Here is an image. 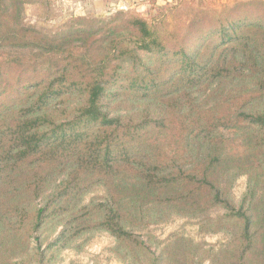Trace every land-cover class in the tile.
<instances>
[{
	"label": "trees",
	"instance_id": "trees-1",
	"mask_svg": "<svg viewBox=\"0 0 264 264\" xmlns=\"http://www.w3.org/2000/svg\"><path fill=\"white\" fill-rule=\"evenodd\" d=\"M22 2L0 0V264L9 242L21 258L58 219V235L15 264H53L94 230L137 264H264V199L254 198L264 178V0L186 23L117 13L52 34L23 21ZM224 80L239 83L201 108L193 92ZM241 174L250 184L237 205L229 191ZM98 185L106 199L80 205ZM215 206L226 212L212 230L230 241L213 257L184 236L154 252L130 228Z\"/></svg>",
	"mask_w": 264,
	"mask_h": 264
},
{
	"label": "rangeland",
	"instance_id": "rangeland-1",
	"mask_svg": "<svg viewBox=\"0 0 264 264\" xmlns=\"http://www.w3.org/2000/svg\"><path fill=\"white\" fill-rule=\"evenodd\" d=\"M237 0H23L21 17L27 24L35 25L48 34H52L67 26L78 27L81 25H94L103 20L112 18L117 13H135L144 16L152 23L169 21L172 23H186L200 11H210L220 8L224 4L232 5ZM75 17L84 20L73 21ZM90 22L92 24H90ZM12 52H29L28 48H7ZM238 81L224 80L215 83L206 91H194L193 96L197 104L203 109L213 107L229 90L232 84ZM226 136L234 137L232 131L224 129ZM238 144L237 142L235 143ZM167 150L180 152L175 144ZM226 182V177L224 178ZM224 181L223 186L227 183ZM250 184L249 174H241L230 188V196L237 205L248 191ZM256 200L264 199V178H259L254 183ZM107 192L104 185L94 187L83 195L80 205L91 201H103ZM46 195L38 200V204L45 202ZM226 210L215 206L202 215L192 216L175 213L167 220L147 223L130 228L144 239L149 248L160 253L168 243L178 236L189 237L200 243L203 249L210 251L211 256L224 249L229 241L230 234L225 231L212 230L215 225L212 221L224 215ZM148 219V218H147ZM62 220H53L44 225L31 239L30 250L27 257L39 246L44 248L52 241L62 229ZM15 240V237L13 238ZM7 250L2 254V264H15V241L7 244ZM174 254V249L170 251ZM219 260V259H218ZM31 264H36L31 263ZM53 264H137L132 255L128 254L117 244L116 238L104 230H94L83 234L64 248L57 261ZM201 264H215L211 257L206 258ZM217 264V262H216Z\"/></svg>",
	"mask_w": 264,
	"mask_h": 264
}]
</instances>
